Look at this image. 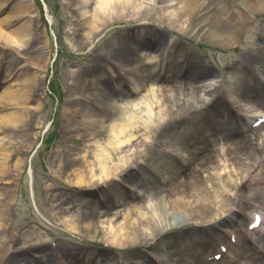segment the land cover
I'll list each match as a JSON object with an SVG mask.
<instances>
[{
    "label": "rangeland",
    "instance_id": "rangeland-1",
    "mask_svg": "<svg viewBox=\"0 0 264 264\" xmlns=\"http://www.w3.org/2000/svg\"><path fill=\"white\" fill-rule=\"evenodd\" d=\"M35 1L41 16L40 21L32 26V37L28 45L30 49L22 54H16L10 49L0 48V90L4 85L16 82L12 76L8 77L15 68L25 70L27 74L36 72L44 84L40 85L34 103L39 104L41 110L37 114V123L30 124L27 132L28 141L21 148L26 154L23 155L20 150L21 139L11 130L0 131V144L13 151L10 154L9 167L14 170L15 164L21 161L14 185L0 179L1 201L8 200L7 192L13 193L12 208L6 210L7 220L0 229V250L4 254L2 264L264 262L262 258H257V255L264 257V231L260 234L246 230L251 216L264 212V148L262 153L239 151L237 154H229L228 157L213 154L211 155L213 160L208 164L203 163V159L209 154L195 150L202 145L201 143H205L203 134L223 130L222 136L234 135L235 139L247 133L257 132L263 127L261 125L247 133H240L237 124H240L243 114L244 106L241 101L247 98L249 101H261L264 98V87L256 85L258 78L260 81L263 76L264 52L259 51L258 58L254 60L252 56L248 60L242 59L247 38L257 30L260 35L264 28L259 26L264 24V6L255 17L256 28L251 25L245 30L244 35L238 37V49L226 50L210 45L209 41L200 40L194 34L174 32L163 19L152 18L148 21L147 18L148 20L143 22L144 17L131 21L125 19L126 22L121 21L105 27L94 38L96 40L92 45H89L83 42L79 34L69 29L75 15V11L71 10L73 1L43 0L45 7L40 0ZM17 26L15 24L13 27L2 26L0 28L2 38H7L10 30ZM212 26L214 27V24ZM155 36L170 38L169 41L177 43L179 49L183 48L177 59L180 61L186 58L184 66L190 68L192 75L189 88L182 87L175 93L176 96L171 94V101L165 108L178 110L175 118L164 123L160 130H155L154 135L160 136L155 138L159 141L152 147L153 155L149 154L148 158H143L142 161L146 164L139 161V157L136 158L135 161L142 163L140 166H133L120 179L101 187L84 189L70 185L67 180L71 178L69 171L71 167L63 171L60 166L71 156L82 157L86 150L84 146L92 145L93 142L91 136L88 141L82 142L79 149L72 148L73 139L80 132L75 130L66 133L67 125L63 118L66 105L70 102L68 100L86 96L89 90L97 92L100 95L98 100L106 102L107 94L113 96L117 93L115 91L128 88V81L124 83L119 74L117 77H110L104 71V67L108 66V60L119 55L121 57L129 55L133 60L135 57L130 46L140 47V43L150 42ZM122 46L125 48L119 50L118 48ZM37 49L40 51L39 54L34 53ZM186 50L189 55L184 57ZM133 64L132 62L130 65ZM141 65L138 63L136 68ZM144 66L143 70L147 68ZM44 67L47 68L45 73ZM222 74L226 78L225 81H222ZM199 77L213 78L215 82L217 81V89L221 86L222 90L219 92H223V95L211 92L207 98L199 97L197 91L193 89ZM10 111L12 109H4L1 115ZM156 113L158 114V110ZM223 117L229 120L225 121L226 118L223 121ZM218 122L220 124H217ZM106 135L107 126L99 136L100 141ZM239 142L237 146L243 143L242 140ZM31 144L33 145L30 146ZM93 148L89 146L87 150L85 167L95 162L91 154ZM260 148L261 146L257 151L262 150ZM187 154L194 160L191 170L187 169L189 166L185 167L186 169L182 167V161L186 160ZM246 167L250 168L248 176L244 173L233 175L232 179L237 185L226 184L231 179L227 174L229 170L236 168L239 174L244 172L242 170ZM186 170H189L187 174ZM49 174L58 179L59 183L52 181L54 187L45 192V184L51 183L46 178ZM194 174L201 175L210 189L205 187L204 192L197 197L190 194L189 210L186 204L177 209L179 212L193 211L198 217H192L184 228L174 227L165 231L155 228L152 238L149 237L151 239L139 241L137 245L136 242L124 243L122 246L112 244L114 231L120 225L127 224L123 213L130 207L128 205L131 196H136L138 189L151 193L155 187L168 185L167 188L171 187L174 195L179 187L177 185L182 181L193 183ZM182 176L183 178L176 184L177 187H174V183ZM211 185L221 188L225 185L224 190L232 197L221 207L220 212L213 209V203L216 202L214 194H211L210 200L207 201L209 204L199 203L201 196L213 190ZM192 190L193 187L189 188V193H192ZM167 192L169 190L166 191L164 188L155 195L163 198ZM169 213L173 211L170 210ZM220 215L221 219L216 221L215 225L211 224ZM70 219L74 222V231L67 230L69 225L67 220ZM219 221L223 223L220 224ZM87 225L91 228L90 232L86 229ZM260 228L264 229V220ZM245 234L250 237L252 243L247 248L244 246L245 239L249 237L245 238ZM9 247L13 250L7 254L5 251ZM231 252L235 256V261L230 259Z\"/></svg>",
    "mask_w": 264,
    "mask_h": 264
},
{
    "label": "bare ground",
    "instance_id": "bare-ground-1",
    "mask_svg": "<svg viewBox=\"0 0 264 264\" xmlns=\"http://www.w3.org/2000/svg\"><path fill=\"white\" fill-rule=\"evenodd\" d=\"M73 1L71 10L75 11L71 20L72 32L79 34L83 42L92 45L96 40V36L107 26L121 22L131 21L134 19L140 20L144 17V21L152 20V18L163 19L168 22L170 29L174 32L181 34H194L200 40L209 41L210 45H215L226 50L238 49V37L244 35L251 25L256 28L257 20L255 17L264 6V0H70ZM40 10L36 5L35 0H0V28L17 27L7 34V38H2L3 33L0 30V48L10 49L11 52L22 54L30 49L29 41L31 39L32 26L34 23L40 21ZM4 14V16H3ZM126 22V21H125ZM214 24V27L212 26ZM240 24V25H238ZM264 27V24L259 25ZM85 29V31L83 30ZM170 38L165 39L162 36H155L150 42L140 43V47L130 46L133 60L129 55L124 57H114L108 60V66L104 67V71L110 77H121L124 83L128 81L129 87L125 90H118L113 96L107 94V101L103 102L98 100L100 96L97 92L87 90L86 96L76 97L68 100V105L64 111V122L66 126V133L78 130L73 139V149H79L82 142L91 140L94 148L92 149V157L95 162L89 167H85L84 163L88 156L89 146H84V155L82 157H70L60 166L61 170L66 171L69 169L70 176L68 183L75 187L80 188H96L107 185L127 172L133 166L137 167L146 164L142 161L143 158H148L153 155L151 152L152 147L157 144L155 137L159 138L158 134L154 135L155 130H160L164 123L170 122L175 118L178 110L165 109L167 103L171 101V94L174 96L182 87L189 88L191 85V71L188 66H184L185 60H178L180 56L178 53L183 52V48L174 41H169ZM238 40V41H237ZM264 28L260 35L258 30L253 32L247 38L244 44L245 51L242 59L248 60L252 56L254 60L259 51L264 52ZM125 48L124 46L118 48ZM39 54V49L34 51ZM182 54V53H181ZM188 51L184 57L188 56ZM117 56V55H116ZM182 57V56H181ZM183 57V58H184ZM258 58V57H257ZM39 62V58H38ZM132 62L134 63L133 65ZM142 65L136 68L137 64ZM238 62H236L237 64ZM164 66H163V65ZM234 64V66L236 65ZM34 65V64H33ZM147 67L142 69V66ZM29 67V66H28ZM264 68V64L262 65ZM30 69H34L30 67ZM25 70L15 68L11 71L8 77L15 78L16 82L13 84L4 85L0 90V131L4 129L11 130L16 137L21 139L20 150L22 154L26 153L21 149L26 141H28V128L30 124L37 123V114L40 112V105H35L38 89L40 85L44 84L40 78L34 74H27ZM143 71V74H142ZM264 70H262V78H258L256 85L264 86ZM43 72H47L44 67ZM100 74V73H99ZM226 78L222 74V81ZM193 89L197 91L198 96L207 98L209 94L216 93L223 95L219 92L221 86L217 89V81L213 78L201 79L194 83ZM42 86V87H43ZM17 87V88H16ZM16 88V89H14ZM174 92V93H171ZM221 98V97H218ZM261 101H249L248 98L243 103L242 122L237 124L241 132H249L252 130L251 124L255 119L250 120L252 117L264 116V98ZM79 103L83 105H79ZM80 106V107H79ZM4 109H12L9 113L1 115ZM158 110V114L156 113ZM102 115V116H101ZM227 117H223V121ZM227 118L225 121H228ZM225 123V122H222ZM106 124V125H105ZM217 124H220L218 122ZM228 124V123H227ZM229 125V124H228ZM103 126H107V135L100 141L103 131ZM72 128V129H71ZM242 132V130H244ZM223 130L218 133H210L203 136L205 143L196 148V152L209 154L203 163H211L213 156L223 155L227 156L231 153L237 154L239 151L259 152L262 153L264 148V123L257 132L247 133L242 136L235 137L234 135H221ZM253 136V137H252ZM209 138V139H208ZM243 143L241 146L236 144ZM31 144L30 146H32ZM261 146L260 151H257ZM19 150V152H20ZM12 150L0 144V179L8 181L9 185H14L16 177L18 176L19 167L21 164L16 163L15 169L9 167L10 154ZM163 153V152H160ZM20 153L19 155L22 156ZM188 155V157H187ZM186 155V160L183 161L182 167L189 166L187 169L191 170L193 158ZM139 157V161H135ZM68 165V167H67ZM185 168V169H186ZM234 168L227 173L231 177L226 184L236 186L233 175H249L250 168H245L244 172H239ZM189 170H186V174ZM48 181L44 186L45 192H48L54 187L52 181L58 182L51 174L46 176ZM183 178V176L174 183L176 184ZM201 175H193V183L181 182L173 195V189L162 186L154 188L151 193L138 191V195L132 197L129 201L130 207H127L123 215L126 218V226H119L114 231L112 237V244L124 245L126 244H139L142 240L149 237L152 238L153 230L155 228L165 231L174 227L184 228L189 224L192 217H198L193 211L179 212L177 208L186 204L189 210V201L192 194L197 197L204 192V188L210 189L206 186L207 182L202 179ZM6 183V184H7ZM176 186V187H177ZM193 187L192 193H189V188ZM225 187V185H224ZM224 187L211 185L212 191L206 192L204 196L200 197L202 204H209L211 194H214L215 203L213 209L220 212L221 207L227 204L232 197L224 190ZM169 190L163 198L157 197L155 194L160 190ZM175 190V189H174ZM9 191V190H8ZM12 192V191H11ZM8 200L0 199V229L3 228L4 222L7 220L6 210L12 208L13 193L7 192ZM154 194V195H153ZM153 195V196H152ZM190 195V196H189ZM51 199L49 198V201ZM217 205V209H215ZM211 207V206H210ZM3 209V210H2ZM172 210L173 213H169ZM179 212V213H178ZM222 215L215 218L211 224L220 220ZM252 218V216H251ZM262 220L260 215L250 219L251 227H256ZM68 231H74L75 226L73 220H67ZM218 223L222 224V221ZM219 225V224H217ZM216 225V226H217ZM101 227V226H100ZM90 232L89 225L86 227ZM219 230V227H218ZM248 230V228H247ZM107 233V231L104 229ZM264 229H254V232H263ZM221 232V230H220ZM251 234V233H250ZM245 234L244 236H246ZM249 236H246L247 238ZM149 238V239H151ZM140 241V242H139ZM143 242V241H142ZM251 243V239H245V247ZM252 244V243H251ZM34 245V244H33ZM36 245V244H35ZM254 245V244H253ZM259 249V248H257ZM256 249V250H257ZM13 248L9 247L5 253L12 252ZM263 253V252H262ZM16 253H13V255ZM264 254V253H263ZM12 255V256H13ZM229 257V255H226ZM237 257V256H236ZM0 264L4 260V254L0 250ZM235 256L230 253V259L235 261ZM264 260V257H258ZM253 259V258H252ZM251 261V260H250ZM261 262V261H260ZM4 264V263H3ZM233 264H245L243 261ZM249 264H253L250 262ZM260 264V263H259ZM264 264V262H261Z\"/></svg>",
    "mask_w": 264,
    "mask_h": 264
}]
</instances>
